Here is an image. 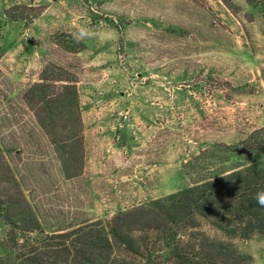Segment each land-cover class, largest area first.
<instances>
[{
    "label": "rangeland",
    "instance_id": "374dc122",
    "mask_svg": "<svg viewBox=\"0 0 264 264\" xmlns=\"http://www.w3.org/2000/svg\"><path fill=\"white\" fill-rule=\"evenodd\" d=\"M234 3L0 0V97L44 78L77 90L83 144L47 148L36 185L46 232L75 225L61 220L71 214L106 222L187 189L203 177L192 166H233L230 149L264 128V0ZM81 27L89 35L76 41ZM66 155L69 172L57 161ZM235 241L264 264V237Z\"/></svg>",
    "mask_w": 264,
    "mask_h": 264
},
{
    "label": "trees",
    "instance_id": "16d2710c",
    "mask_svg": "<svg viewBox=\"0 0 264 264\" xmlns=\"http://www.w3.org/2000/svg\"><path fill=\"white\" fill-rule=\"evenodd\" d=\"M222 1L235 11L234 0ZM57 81L44 78L22 98L0 97V222L8 228L0 235V264H255L235 240L264 237V207L255 199L264 191V128L230 149L233 166H192L203 177L192 178L187 189L106 222L71 214L61 220L75 225L46 232L51 215L35 202L36 185L50 170L46 149L67 153L84 140L77 90L63 87L61 93ZM60 128L77 134L69 138ZM57 161L72 171L67 155ZM202 222L221 236L204 231Z\"/></svg>",
    "mask_w": 264,
    "mask_h": 264
},
{
    "label": "clouds",
    "instance_id": "9594fccd",
    "mask_svg": "<svg viewBox=\"0 0 264 264\" xmlns=\"http://www.w3.org/2000/svg\"><path fill=\"white\" fill-rule=\"evenodd\" d=\"M89 32L81 27L77 32H73L72 33V37L73 39H75L76 41H80L81 39H83L84 37L88 36ZM256 203L260 206V207H264V191H260L256 194Z\"/></svg>",
    "mask_w": 264,
    "mask_h": 264
}]
</instances>
